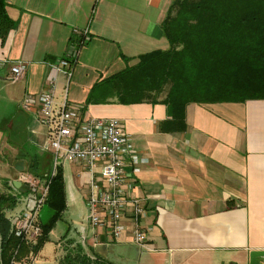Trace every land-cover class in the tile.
Returning <instances> with one entry per match:
<instances>
[{
    "label": "crops",
    "instance_id": "crops-1",
    "mask_svg": "<svg viewBox=\"0 0 264 264\" xmlns=\"http://www.w3.org/2000/svg\"><path fill=\"white\" fill-rule=\"evenodd\" d=\"M174 1L6 0L15 26L0 41L1 193L18 194L22 183H13L33 164L48 176L46 129L20 103L55 76V108L66 102L84 117L123 123L145 159L133 176V196L148 211L143 225L151 226L147 248L133 244L126 219L116 243L93 246L89 226L82 225L79 241L66 240L68 246L80 244L88 255L115 264H250L251 253L264 252V100L191 104L186 129L169 133L159 131L167 119L162 104H99L82 111L95 83L135 65L140 55L168 49L162 23ZM75 30H87L81 47ZM74 48L77 62L68 79L53 67ZM18 62L26 71L14 82L10 70ZM77 169L69 182L64 178L66 205L81 194L84 202L87 175ZM257 260L264 264V257Z\"/></svg>",
    "mask_w": 264,
    "mask_h": 264
},
{
    "label": "trees",
    "instance_id": "trees-1",
    "mask_svg": "<svg viewBox=\"0 0 264 264\" xmlns=\"http://www.w3.org/2000/svg\"><path fill=\"white\" fill-rule=\"evenodd\" d=\"M6 8L0 0V41L15 26ZM162 34L168 49L140 55L135 65L95 83L82 111L99 104H162L167 119L159 131L169 133L186 129L191 104L264 100V0H175ZM30 171H37L36 164ZM14 191L0 192V264H31L66 210L63 170L50 180L44 206L52 215L40 223L35 243L14 234L8 214L24 193L22 186ZM68 249L59 264H115L88 255L80 244Z\"/></svg>",
    "mask_w": 264,
    "mask_h": 264
},
{
    "label": "built area",
    "instance_id": "built-area-1",
    "mask_svg": "<svg viewBox=\"0 0 264 264\" xmlns=\"http://www.w3.org/2000/svg\"><path fill=\"white\" fill-rule=\"evenodd\" d=\"M75 32L82 36L81 47L87 39V30ZM78 50L74 48L53 68L70 79ZM10 71L11 80L16 82L23 77L26 64L18 62ZM55 84L56 78L52 76L38 96L26 95L20 103V108L33 114L46 129L44 149L51 155L52 170L43 180L32 174L22 177L28 194L22 200L24 206L9 216L15 236L35 243L41 234L38 216L45 204L50 180L63 164L70 163L87 175L84 205L92 245L119 241L126 230V219L132 224L133 244L147 248L151 226H144L143 222L148 211L133 196V176L145 159L133 148L131 137L119 119L84 117L66 102L55 108ZM86 240L82 233L83 245Z\"/></svg>",
    "mask_w": 264,
    "mask_h": 264
},
{
    "label": "rangeland",
    "instance_id": "rangeland-1",
    "mask_svg": "<svg viewBox=\"0 0 264 264\" xmlns=\"http://www.w3.org/2000/svg\"><path fill=\"white\" fill-rule=\"evenodd\" d=\"M78 166H75L70 163H65L62 165L63 174L65 178V182H69L71 178H73L75 174V170ZM52 170V163L49 166L48 174ZM78 171V169H77ZM37 172V171H36ZM36 172H25L18 177H16L17 182H22V177L29 174H36ZM37 175L38 172H37ZM36 176V175H35ZM37 178L44 179L40 175L36 176ZM22 189L24 193L21 197L14 209V211H18L22 208L23 198L28 194L26 186L23 185ZM0 192H2V188L0 187ZM69 202V201H68ZM66 210L63 212L61 220L58 221L52 231L49 233L47 242L43 245L42 249L39 253L31 259V264H59V262L63 259V257L69 251V246L66 244V240L79 241V228L83 225L87 227V222L84 220L86 213V208L83 202V196H79L75 203H71L66 206ZM52 212L46 206H43L39 212L38 220L41 224H46L50 219ZM10 214H8V217ZM78 230V231H77Z\"/></svg>",
    "mask_w": 264,
    "mask_h": 264
},
{
    "label": "water",
    "instance_id": "water-1",
    "mask_svg": "<svg viewBox=\"0 0 264 264\" xmlns=\"http://www.w3.org/2000/svg\"><path fill=\"white\" fill-rule=\"evenodd\" d=\"M16 183L18 184V182H14L13 184L17 188L18 185H16ZM259 257H264V252H253V253H251L250 264H260L259 261L257 260Z\"/></svg>",
    "mask_w": 264,
    "mask_h": 264
}]
</instances>
